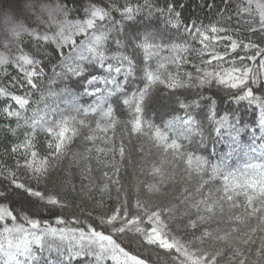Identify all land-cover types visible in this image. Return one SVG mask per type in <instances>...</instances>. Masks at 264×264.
I'll return each mask as SVG.
<instances>
[{
	"label": "snow or ice",
	"instance_id": "snow-or-ice-1",
	"mask_svg": "<svg viewBox=\"0 0 264 264\" xmlns=\"http://www.w3.org/2000/svg\"><path fill=\"white\" fill-rule=\"evenodd\" d=\"M226 3L224 15L240 28L189 21L190 0H0V121L19 138L6 153L15 164L0 157V264H38L41 250L62 254L51 264H158L142 254L149 246L174 264H264V143H246L251 126L238 113L221 114L207 91L219 87L258 106L264 127V43L243 39L264 32V0ZM146 14L163 17L179 37L163 27L127 31ZM80 81L94 103L81 102ZM161 86L187 97L183 114L164 124L150 116ZM132 135L146 140L136 190L152 194L137 195L135 211L123 178ZM214 141L231 146L222 160L209 154ZM77 176L86 195L118 206L87 227L39 218L37 209L69 206L66 194L81 191ZM59 222L69 223L63 215Z\"/></svg>",
	"mask_w": 264,
	"mask_h": 264
},
{
	"label": "trees",
	"instance_id": "trees-1",
	"mask_svg": "<svg viewBox=\"0 0 264 264\" xmlns=\"http://www.w3.org/2000/svg\"><path fill=\"white\" fill-rule=\"evenodd\" d=\"M165 6L166 0H164ZM212 3H215L216 6L212 7ZM227 8L226 0H190V6L186 10V16L189 21L198 20L201 23L212 24L215 22H222L225 25L237 29L242 26V22L239 18L236 19L235 23H232L230 16L226 17L224 15L225 10ZM148 26L161 28L163 27L167 36L169 38H178L179 32L176 30H169L167 25L164 22L163 17H152L149 15H145L141 20L137 22H133V26L127 28V31L131 32L134 36L138 34L142 29H146ZM254 38L258 42L264 43V32L252 33L251 31H245L243 33V39ZM60 54L57 51L56 57ZM56 57H53L52 60L48 61L50 71L54 72V67L52 65L57 63L58 60ZM83 84V81H80L79 84H75L74 87H77L81 93V102L83 104H91L94 103L95 100L92 96L87 95L83 88L80 86ZM141 84L138 81L137 87H140ZM53 88L59 90L64 87V83L53 85ZM207 91L214 92L219 100L220 106L218 111L221 114L227 112L238 113L245 125H250V130L245 133V142L246 143H254L256 138H261V143H264V127L260 126V118L258 114V106H253L250 102H245L244 104H239L235 102L231 95H229L228 91L222 90L217 87L215 89H208ZM187 99L184 96L182 91H169L166 86H161L157 89L156 95L152 98L150 104V116L151 118L157 120L159 123L164 124L167 119L175 118V116L183 114L184 109L181 104V99ZM113 102L120 107L122 101L119 98H113ZM57 103L60 104L64 109L68 110V114L71 113L72 106L67 104L65 99H57ZM122 116L125 120L130 118V114L128 111H122ZM209 113L205 109H201L200 117L201 119L206 120L207 123L211 124L212 122L208 119ZM127 124L121 125L120 127V135H125V130L127 129ZM7 122L0 121V157H4L5 162H11L15 164V161L12 160L11 156H7L6 153L19 139L15 136V133L7 131ZM47 136L41 137L42 145L46 144ZM128 145V157L126 160L127 168L124 172V182H125V190L129 192V202L132 203L133 209L135 211V197L137 195H141L143 198L151 199L152 194H150L145 187L142 192L138 193L136 190L137 186V177L141 178L145 177V174L141 171L140 165L143 162V158L145 153L140 149L142 145L146 143V140L142 138H138L134 135L127 136L124 141ZM150 147V145H149ZM212 151L209 153L214 159L222 160V158L226 155V152L231 151V146L227 145L223 142L217 144L215 141L211 144ZM241 161V157L237 156L232 164L239 166ZM79 172V169H77ZM80 180V181H79ZM76 181L80 182L82 185L80 192L69 191L65 199L69 201L68 207L56 206L52 205L50 207H43L41 209H37L39 213V218L47 221L49 219L53 220V223L62 226V227H87L88 225L85 223L90 219L93 220L98 225L101 224V221L97 219L102 215L108 214L112 209L116 208L119 204V199L110 200L111 208L104 207L99 204L98 201L103 199L96 193V199L94 200L92 197L85 194L83 190V181L82 178L77 176ZM82 182V183H81ZM217 183H220L218 181ZM19 191V190H18ZM115 196L118 198L120 196L119 190L116 191ZM169 197L161 196L159 199H168ZM19 203V198L14 197ZM93 213H96V217H93ZM65 216V218L69 221L68 224L60 225L59 216ZM77 217L80 219L77 220ZM124 239H127L126 237ZM128 246L136 252H140L141 249L133 246L132 241L128 240ZM42 255L45 256L44 261L38 262V264H51L52 259H63L62 254L55 253L49 256L43 250H41ZM144 255L153 258L158 262V264H174V261L171 259V255L168 251L162 249H154L152 247H147L143 250ZM65 264H95V258H87L86 261H75L69 262L65 261ZM108 264H117L116 261H109Z\"/></svg>",
	"mask_w": 264,
	"mask_h": 264
},
{
	"label": "clouds",
	"instance_id": "clouds-1",
	"mask_svg": "<svg viewBox=\"0 0 264 264\" xmlns=\"http://www.w3.org/2000/svg\"><path fill=\"white\" fill-rule=\"evenodd\" d=\"M0 11H4V9L0 7ZM8 11H12V9H8Z\"/></svg>",
	"mask_w": 264,
	"mask_h": 264
},
{
	"label": "rangeland",
	"instance_id": "rangeland-1",
	"mask_svg": "<svg viewBox=\"0 0 264 264\" xmlns=\"http://www.w3.org/2000/svg\"><path fill=\"white\" fill-rule=\"evenodd\" d=\"M12 11H14V10H12ZM79 181H80V180H79ZM77 183H79V184H80V182H78V181H77ZM81 183H82V182H81ZM81 187H82V185H81ZM61 227H62V226H61Z\"/></svg>",
	"mask_w": 264,
	"mask_h": 264
}]
</instances>
